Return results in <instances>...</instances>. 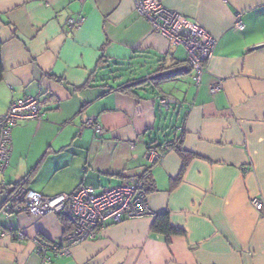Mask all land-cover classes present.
Listing matches in <instances>:
<instances>
[{
	"label": "crops",
	"instance_id": "0c3cea01",
	"mask_svg": "<svg viewBox=\"0 0 264 264\" xmlns=\"http://www.w3.org/2000/svg\"><path fill=\"white\" fill-rule=\"evenodd\" d=\"M159 1L217 41L200 85L185 47L155 31L134 0H0V115L26 96L45 114L12 129L0 264H45L35 240L60 242L71 231L57 214L5 217L6 192H101L135 179L150 189L154 215L108 225L52 264H264V0ZM170 113L179 122L168 136ZM179 148L192 155L184 171ZM150 149L162 153L156 166ZM161 214L182 233H154Z\"/></svg>",
	"mask_w": 264,
	"mask_h": 264
},
{
	"label": "built area",
	"instance_id": "2783aa9c",
	"mask_svg": "<svg viewBox=\"0 0 264 264\" xmlns=\"http://www.w3.org/2000/svg\"><path fill=\"white\" fill-rule=\"evenodd\" d=\"M138 13L144 17L153 29L166 37L173 45L185 47L188 55L191 77L196 85H200L207 72V61L213 56L217 41L198 25H186V21L177 13L166 9L159 0H134ZM84 18L69 20L70 27H80ZM241 19L235 24V30L242 31ZM223 83L211 87L213 94L220 91ZM174 101L163 99L162 104L168 108ZM45 114L37 97L26 96L12 101L5 114L0 115V175L9 166L12 155V129L18 121H42ZM88 125L95 134L103 135L105 129L89 119ZM162 153L150 149L146 159L151 166H156ZM149 192L141 180L107 188L97 192L92 186L82 185L72 194L44 196L20 186L6 192L5 204L1 213L5 217L28 213L36 217L48 214H60L71 224V231L61 242H45L36 239L37 253L43 257L45 264H52V255L62 256L69 253L72 247L89 240H95L108 225L118 224L126 220L153 216L154 212L148 202ZM257 211L263 210V203L256 198L250 200ZM7 232L0 228L3 236ZM12 235L19 241L25 240L23 232Z\"/></svg>",
	"mask_w": 264,
	"mask_h": 264
},
{
	"label": "trees",
	"instance_id": "16d2710c",
	"mask_svg": "<svg viewBox=\"0 0 264 264\" xmlns=\"http://www.w3.org/2000/svg\"><path fill=\"white\" fill-rule=\"evenodd\" d=\"M2 48H3V43L0 40V82L2 81L4 74ZM178 152L183 159V171H184L185 167L191 160L192 155L187 153L183 148H179ZM147 190L148 192H150V189L148 187ZM152 230L154 233L166 235L168 238L173 235H179L182 233L180 230L171 227V225L169 224V219L167 214H161L157 216L153 224Z\"/></svg>",
	"mask_w": 264,
	"mask_h": 264
},
{
	"label": "rangeland",
	"instance_id": "374dc122",
	"mask_svg": "<svg viewBox=\"0 0 264 264\" xmlns=\"http://www.w3.org/2000/svg\"><path fill=\"white\" fill-rule=\"evenodd\" d=\"M178 120L179 119L177 117L173 118V113H170L167 129H166L168 136H171L172 132L174 131V128L177 126L179 122Z\"/></svg>",
	"mask_w": 264,
	"mask_h": 264
},
{
	"label": "bare ground",
	"instance_id": "6f19581e",
	"mask_svg": "<svg viewBox=\"0 0 264 264\" xmlns=\"http://www.w3.org/2000/svg\"><path fill=\"white\" fill-rule=\"evenodd\" d=\"M57 215H60V214H57ZM60 216H62V215H60ZM62 217H63V216H62ZM63 240H64V238H63L61 241H63ZM61 241H60V242H61ZM58 243H59V242H58Z\"/></svg>",
	"mask_w": 264,
	"mask_h": 264
}]
</instances>
